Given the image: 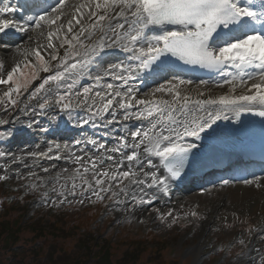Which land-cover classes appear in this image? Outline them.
Returning a JSON list of instances; mask_svg holds the SVG:
<instances>
[{
	"label": "snow or ice",
	"instance_id": "obj_1",
	"mask_svg": "<svg viewBox=\"0 0 264 264\" xmlns=\"http://www.w3.org/2000/svg\"><path fill=\"white\" fill-rule=\"evenodd\" d=\"M26 11L18 19L17 5L0 6V34H20L19 42H0V50L13 54L10 62L0 59V103L32 117L66 114L73 127L105 128L112 141L109 147L108 140L85 139L99 155L66 153L77 166L59 192L47 184L59 181L60 172L47 180L28 173L40 182L30 184L31 190L44 186L45 205L71 203L79 180L81 197L108 199L131 216L170 195L202 154L217 151L222 137L243 142L254 135L256 125L245 116L260 117L264 156V0H30ZM198 70L214 75H185ZM16 97L24 98L23 108ZM221 120L234 122L231 132L221 130ZM35 123L20 116L0 118V143L14 136L5 126L27 130ZM59 148L56 158H64ZM52 151L5 149L0 158L13 163L25 156L52 159ZM8 178L0 174V181ZM240 182L264 188L261 175ZM156 211L162 222L171 215Z\"/></svg>",
	"mask_w": 264,
	"mask_h": 264
},
{
	"label": "rangeland",
	"instance_id": "obj_2",
	"mask_svg": "<svg viewBox=\"0 0 264 264\" xmlns=\"http://www.w3.org/2000/svg\"><path fill=\"white\" fill-rule=\"evenodd\" d=\"M0 42L4 41L0 40ZM11 56V52L0 50V59L10 62ZM31 70L30 67L23 69L25 75L29 74ZM149 84V87H151V82ZM2 91L3 86H0V93ZM16 99L18 106L23 108L24 103H20V101L24 98L16 97ZM16 107L10 103H0V118L9 119L20 116L24 123H28L29 118H31L36 121L34 124L36 130L52 129L58 134L61 133L64 125H73L72 122L68 121L66 114L57 115L56 112H50L48 115L52 123L48 126L42 122L41 116L32 117L31 113L18 112ZM5 108H7V112H5ZM80 115H83V113H80ZM5 128L14 130V142L11 146L8 145V141L0 143V150L6 149L16 154H23L24 152H48V149L52 148L50 143L39 144L37 141H29L26 137V130H21L19 124H10ZM75 128L77 129L76 132L64 136L61 140V145L68 146L67 152L63 154L59 152V155L66 159L65 163L55 161L57 150L49 153L53 157L52 159L44 156L46 159L44 158L38 166H36V157L32 156H25L22 161H16L15 163L0 158V174L9 177L6 181H0V190L4 188L6 192H9L11 189H20V187L23 192L30 190L33 198L30 200L28 215L35 210L39 211L40 214H45L61 206H67L70 208L69 211L73 213L82 210L85 206H91L92 204V206H95L98 201L104 203L105 207L98 208L101 213L100 222L98 223L101 225L96 227L98 230V232H95L97 238L108 236L111 243H116L120 239L121 229L128 224V233L130 234L141 232L150 234L154 240L163 238L166 247L165 253L174 259L180 258L179 264H246L243 261L244 258L252 253L250 238L257 235L256 242L263 245L262 252L258 255L254 254L252 258L248 256L250 261L247 264H253V262L260 264V257L264 256V189L244 185L242 182L230 183L224 187L210 186L204 191L200 189L186 191L183 189L184 193L182 197H179L176 206L161 209L157 206V199L150 206L146 205L129 216L126 212L115 210L119 206L108 199L101 201L96 200L94 196L91 199L81 197L79 195L81 190L79 180H77V196L75 199L69 196L71 203L59 204L56 207L51 206V203L45 205L41 198V192L45 190L44 186H41L37 191H33L28 187L34 182L40 183L36 180V177H43L47 180L55 177L56 173L60 172L59 181H52L47 184L48 189L55 187L59 192L61 191L60 185L65 182V178L73 175L72 169L77 166L71 159L66 158V153L68 155L75 153L81 156L99 155L97 149L87 148L82 140L83 135L89 136L90 139L97 137L96 133H99V131H96L91 124L82 128ZM0 131H3V129H0ZM76 140H80L81 143L74 146ZM5 165L8 167L6 168ZM108 166L105 165L104 167ZM43 169L49 171L45 173ZM64 169L68 171L64 172ZM30 172L35 173L36 177H29L28 173ZM17 174L21 179L17 178ZM71 183L72 181L69 179V189ZM49 194L50 196L55 195L52 192ZM8 199L12 200L13 195H8ZM80 199L84 201L82 204L78 202ZM157 209H159V213L167 214L171 212V215L166 216L162 222L156 211ZM193 212L196 215H192ZM173 218H175V223H172ZM206 222H208L207 226ZM205 226L207 231L203 234ZM239 231L243 232L241 239L236 238V233ZM241 240L243 244L240 242ZM154 244V242L147 243L148 247H152ZM116 255L118 256V254Z\"/></svg>",
	"mask_w": 264,
	"mask_h": 264
},
{
	"label": "trees",
	"instance_id": "obj_3",
	"mask_svg": "<svg viewBox=\"0 0 264 264\" xmlns=\"http://www.w3.org/2000/svg\"><path fill=\"white\" fill-rule=\"evenodd\" d=\"M21 183V182H19ZM0 190V264H179L165 253L163 238L128 233L121 229L118 242L97 238L104 203L71 213L61 206L51 212L29 214L30 190ZM13 195V199H8ZM108 219V218H107ZM131 227V226H130ZM155 243L148 247L147 243ZM123 247V248H121ZM121 248V249H120ZM118 254V256L116 255Z\"/></svg>",
	"mask_w": 264,
	"mask_h": 264
},
{
	"label": "bare ground",
	"instance_id": "obj_4",
	"mask_svg": "<svg viewBox=\"0 0 264 264\" xmlns=\"http://www.w3.org/2000/svg\"><path fill=\"white\" fill-rule=\"evenodd\" d=\"M29 1L30 0H0V6H3L4 4H9V3H11V4H14V5H17V9H18V11H21V9H24V11H21V13L20 14H18V13H15V16H16V18H22L23 16H25L26 14H27V11H26V6H27V4L29 3ZM73 2H78V0H73ZM8 35H11V36H8ZM10 38V37H15V39L17 40V42H19V40H20V34H18V33H15L14 31H9L8 33H6L5 34V39H8V37ZM13 55V54H12ZM12 57V56H11ZM217 91H220V90H217ZM101 129H103V128H101ZM116 131V129H112V132H115ZM112 133H110V135H111ZM51 142L53 143V144H55V142L53 141V140H51ZM56 146V145H55ZM62 149V147L60 146V148H59V150H61ZM42 153H44V152H42ZM43 159H44V157H36V166H38L39 164H40V162L41 161H43ZM263 176H264V173H263ZM189 186V184L188 185H186L185 186V188H189L188 187ZM180 187L181 186H176V183H174L173 184V186H172V189H171V193H170V195H168L166 198L165 197H163V196H159V198H158V200H160V199H171L172 201H176L179 197H182V195H183V193L184 192H182L181 190H179L180 189ZM264 189V188H263ZM138 214H140V213H138ZM209 222V221H208ZM208 222H206V226H207V224H208ZM206 226L203 228V230L205 229V231H203V234L207 231V229H206ZM200 247V246H199ZM251 253H249V255H250Z\"/></svg>",
	"mask_w": 264,
	"mask_h": 264
}]
</instances>
